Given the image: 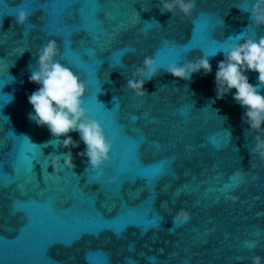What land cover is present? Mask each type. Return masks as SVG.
<instances>
[{
  "label": "water",
  "instance_id": "obj_1",
  "mask_svg": "<svg viewBox=\"0 0 264 264\" xmlns=\"http://www.w3.org/2000/svg\"><path fill=\"white\" fill-rule=\"evenodd\" d=\"M254 0H196L191 16L159 0H0V264H251L264 257V162L232 96L216 99L224 52L264 36ZM29 12L15 22L16 7ZM49 39L56 60L86 85L81 106L112 144L101 174L28 119L29 81ZM15 52V55L8 53ZM209 57L212 72L180 80L165 70ZM153 56L148 95L125 89ZM257 83L256 72H246ZM264 95V90L261 91ZM264 127V125H262ZM51 141V142H50ZM46 144V145H45ZM180 209L187 223H173Z\"/></svg>",
  "mask_w": 264,
  "mask_h": 264
},
{
  "label": "clouds",
  "instance_id": "obj_2",
  "mask_svg": "<svg viewBox=\"0 0 264 264\" xmlns=\"http://www.w3.org/2000/svg\"><path fill=\"white\" fill-rule=\"evenodd\" d=\"M159 5L162 13H171L173 16L179 12L188 17L196 7V0H159ZM28 16L29 12L22 6L16 7L15 22L18 25H24ZM250 20L254 27H264V0H254L251 3ZM58 51L57 41L49 39L36 54L35 68L31 70L29 81L39 87L27 96V101L32 107L28 119L38 127H46L53 137L51 141L58 142L62 149H66L61 155L50 154L47 157L48 167L53 169L50 175L54 176L56 181L61 179V157L65 168L75 167L72 149L79 145L69 135L71 132H77L80 141L85 145L84 151L77 155L87 158L88 168L99 176L103 166L110 159L112 144L106 139L101 125L85 114L81 104L86 85L70 68L55 59ZM223 52L224 59L218 63L215 72L216 99H223L235 89L232 98L245 109L241 120L249 126L246 134L251 136L253 141L251 153L264 162V95L261 94L264 90V36L243 39ZM8 55H15V52ZM159 70L155 57L145 56L142 64L131 72L125 89L136 97L148 95L144 84L158 75ZM165 70L174 78L189 80L193 74L201 71L204 75L210 74L212 67L209 57L204 55L182 65L170 63ZM250 71L258 74L255 85L249 83L245 74ZM190 218L189 212L180 209L173 217V223H187ZM251 264H264V257L252 256Z\"/></svg>",
  "mask_w": 264,
  "mask_h": 264
}]
</instances>
